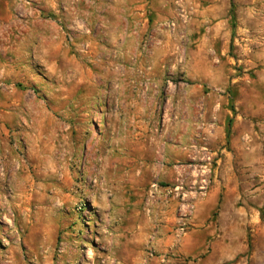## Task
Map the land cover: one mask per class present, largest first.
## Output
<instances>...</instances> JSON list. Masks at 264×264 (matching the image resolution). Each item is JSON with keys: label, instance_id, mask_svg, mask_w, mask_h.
<instances>
[{"label": "rangeland", "instance_id": "rangeland-1", "mask_svg": "<svg viewBox=\"0 0 264 264\" xmlns=\"http://www.w3.org/2000/svg\"><path fill=\"white\" fill-rule=\"evenodd\" d=\"M163 1L0 0V264H264V0Z\"/></svg>", "mask_w": 264, "mask_h": 264}, {"label": "crops", "instance_id": "crops-1", "mask_svg": "<svg viewBox=\"0 0 264 264\" xmlns=\"http://www.w3.org/2000/svg\"><path fill=\"white\" fill-rule=\"evenodd\" d=\"M165 5V1L161 0L160 6L163 7ZM189 76H192V78H195V75H193L191 72L187 73ZM203 78L205 80L209 79V75H206L204 77H199V81H202ZM202 89L201 84H196L194 87H188L184 91V97L182 98L183 103L186 105L191 106L193 104V98L192 93L193 92H199ZM211 96V95H210ZM201 101L208 102L209 98L203 96L202 94ZM172 100L174 101L175 98L172 96ZM202 103V102H201ZM206 104V103H205ZM211 121V119H208L206 122ZM221 120L217 119L216 124V131L214 133V136L206 135L207 143L212 144L217 141H220L223 138V126L221 125ZM192 139H193V130H192V117L191 115H188L185 117V124L184 127L176 126L174 127V130L172 131V185H174L178 180L181 179L182 172L184 171V167L182 165L186 164L194 158L196 155L198 157H201L203 154L200 155L199 152H194L192 149ZM214 151V154L219 155L218 160V167L216 168L213 181L216 183V185H219L221 173L223 170H229L233 168L234 165V152L228 151L225 148H217L215 145V149H211ZM208 154H205V156H208ZM215 186L212 188V192L210 193L211 197L215 194ZM211 199V198H209Z\"/></svg>", "mask_w": 264, "mask_h": 264}, {"label": "built area", "instance_id": "built-area-1", "mask_svg": "<svg viewBox=\"0 0 264 264\" xmlns=\"http://www.w3.org/2000/svg\"><path fill=\"white\" fill-rule=\"evenodd\" d=\"M210 164H206L203 168H204V172L205 173H210V167H208ZM209 178L205 177L202 181V186H201V191H205L208 184H209ZM183 230V229H182Z\"/></svg>", "mask_w": 264, "mask_h": 264}, {"label": "bare ground", "instance_id": "bare-ground-1", "mask_svg": "<svg viewBox=\"0 0 264 264\" xmlns=\"http://www.w3.org/2000/svg\"><path fill=\"white\" fill-rule=\"evenodd\" d=\"M111 262H112V261H111ZM111 262H110V263H111ZM114 263H115V262L113 261L112 264H114Z\"/></svg>", "mask_w": 264, "mask_h": 264}]
</instances>
